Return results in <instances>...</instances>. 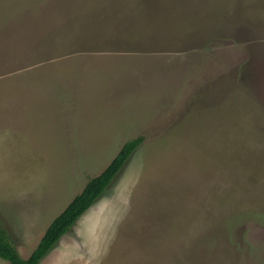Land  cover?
Masks as SVG:
<instances>
[{
	"label": "rangeland",
	"instance_id": "obj_1",
	"mask_svg": "<svg viewBox=\"0 0 264 264\" xmlns=\"http://www.w3.org/2000/svg\"><path fill=\"white\" fill-rule=\"evenodd\" d=\"M139 136L39 264H264V0H0V225L22 252Z\"/></svg>",
	"mask_w": 264,
	"mask_h": 264
},
{
	"label": "trees",
	"instance_id": "obj_2",
	"mask_svg": "<svg viewBox=\"0 0 264 264\" xmlns=\"http://www.w3.org/2000/svg\"><path fill=\"white\" fill-rule=\"evenodd\" d=\"M143 142L144 137L139 136L122 145L105 169L98 175L91 177L82 191L53 219L28 258H23L20 255L8 230L0 225V258L8 260L11 264H39L48 252L58 244L60 239L72 229L78 219L102 196L134 151Z\"/></svg>",
	"mask_w": 264,
	"mask_h": 264
},
{
	"label": "crops",
	"instance_id": "obj_3",
	"mask_svg": "<svg viewBox=\"0 0 264 264\" xmlns=\"http://www.w3.org/2000/svg\"><path fill=\"white\" fill-rule=\"evenodd\" d=\"M88 180H89V179H88ZM87 182H88V181H87ZM87 182H86V183H87ZM86 183H85V185H86ZM85 185H84V186H85ZM83 188H84V187H83ZM81 191H82V190H81ZM81 191H80V192H81ZM80 192H79V193H80ZM37 195H38V194H37ZM37 195H36V198H37ZM36 198H35V201H36ZM73 198H74V197H73ZM23 200H24V198H23ZM69 203H70V201H69ZM69 203H68V204H69ZM68 204H67V205H68ZM67 205H66V206H67ZM64 209H65V208H63L62 211H63ZM62 211H61V212H62ZM61 212H60V213H61ZM60 213H59V214H60ZM59 214H57L56 216H58ZM25 215H26V214H25ZM25 215H24V219H26ZM22 222H23V226H21V224L19 223L18 225H20V226H19L18 228H19V230H20V237H21L22 241L24 240L23 242H25V244L27 245V244L29 243V240H30L29 235L32 233V232L29 230V229H30L29 227H30V226H33V224H32L31 222H30V223H25L24 220H23V214H22ZM47 228H48V227H47ZM7 229H8V228H7ZM45 231H46V229H45ZM45 231H44L43 233H41L40 239H41L42 236L44 235ZM8 232H9V234H10V236H11L12 241L14 242V245H15L16 248L18 249L20 255H21L23 258H28V257L31 255V253L35 250L34 247H33L34 250H33V249H29V248L27 247V248H28V252H29L30 250H31V251H30L29 253L27 252V254H25L24 252H22V249H19V248H20L19 245H21V243H19V245H18L17 242H16V240L13 239L12 234H11V232H10L9 229H8ZM24 234H25V235H24ZM65 235H66V234H65ZM22 236H23V237H22ZM62 238H63V237H62ZM62 238H61V240H62ZM40 239H39L38 242H36L37 245H38V243L40 242ZM61 240H60V241H61ZM37 245H36V247H37ZM62 245H63V244H62ZM36 247H35V248H36ZM55 247H56V246H55ZM45 257H47V255H46ZM44 259H45V258H44ZM44 259H42L40 263H43ZM3 260H5V259L0 258V264L3 263V262H2Z\"/></svg>",
	"mask_w": 264,
	"mask_h": 264
}]
</instances>
